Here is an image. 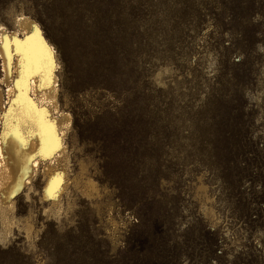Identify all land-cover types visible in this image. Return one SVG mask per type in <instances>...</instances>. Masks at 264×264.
Wrapping results in <instances>:
<instances>
[{"label":"rangeland","instance_id":"obj_1","mask_svg":"<svg viewBox=\"0 0 264 264\" xmlns=\"http://www.w3.org/2000/svg\"><path fill=\"white\" fill-rule=\"evenodd\" d=\"M23 16L54 52L74 180L42 199L41 162L0 196V264H264V0H0V25Z\"/></svg>","mask_w":264,"mask_h":264},{"label":"bare ground","instance_id":"obj_2","mask_svg":"<svg viewBox=\"0 0 264 264\" xmlns=\"http://www.w3.org/2000/svg\"><path fill=\"white\" fill-rule=\"evenodd\" d=\"M17 23L20 32H11L3 24L0 25L3 67L0 78V196L12 204L13 197L32 182L42 162L44 186L41 198L52 199L56 204L74 180L67 169L54 165L63 157L68 159L66 135L72 118L64 110L59 113L57 63L50 45L32 18L23 16ZM5 36L8 48L4 46ZM30 37L36 38L29 40ZM47 49L51 50V56ZM21 119L27 123L19 124L17 135ZM80 170L82 175L75 178V183L80 184L85 196L92 198L97 182L86 173L84 162ZM201 187L206 188V185ZM27 196L30 197V193ZM30 216L33 217L32 214ZM30 216L25 224L28 232L34 229Z\"/></svg>","mask_w":264,"mask_h":264},{"label":"snow or ice","instance_id":"obj_3","mask_svg":"<svg viewBox=\"0 0 264 264\" xmlns=\"http://www.w3.org/2000/svg\"><path fill=\"white\" fill-rule=\"evenodd\" d=\"M37 32H38V29H37ZM36 37H30L29 38V40H32V39H35ZM5 40H6V43H5V48H8L9 47V45L7 44V36H5ZM17 43H20L19 41H16ZM46 47V46H45ZM47 52H48V55L49 56H51L52 55V53H51V50L50 49H47ZM18 87H19V83H18V85H17ZM22 123H27V121L26 120H24V119H21L20 121H18V125H17V131H16V134L17 135H19V124H22Z\"/></svg>","mask_w":264,"mask_h":264}]
</instances>
